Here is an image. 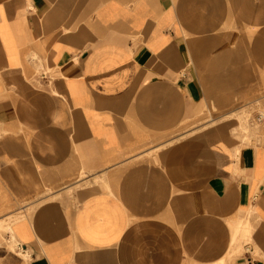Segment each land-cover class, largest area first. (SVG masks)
I'll return each mask as SVG.
<instances>
[{
  "label": "crops",
  "instance_id": "1",
  "mask_svg": "<svg viewBox=\"0 0 264 264\" xmlns=\"http://www.w3.org/2000/svg\"><path fill=\"white\" fill-rule=\"evenodd\" d=\"M262 90L264 0H0V264H264Z\"/></svg>",
  "mask_w": 264,
  "mask_h": 264
},
{
  "label": "rangeland",
  "instance_id": "2",
  "mask_svg": "<svg viewBox=\"0 0 264 264\" xmlns=\"http://www.w3.org/2000/svg\"><path fill=\"white\" fill-rule=\"evenodd\" d=\"M210 114L207 112V116ZM220 121L207 118L206 125H214ZM222 123L233 125L234 134L248 143L264 144V90L258 96L257 102L248 105H239L234 114L229 115ZM5 230L6 228L1 227Z\"/></svg>",
  "mask_w": 264,
  "mask_h": 264
},
{
  "label": "bare ground",
  "instance_id": "3",
  "mask_svg": "<svg viewBox=\"0 0 264 264\" xmlns=\"http://www.w3.org/2000/svg\"><path fill=\"white\" fill-rule=\"evenodd\" d=\"M235 227V226H234Z\"/></svg>",
  "mask_w": 264,
  "mask_h": 264
}]
</instances>
